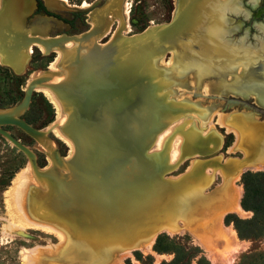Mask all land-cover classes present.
Instances as JSON below:
<instances>
[{
    "label": "rangeland",
    "instance_id": "1",
    "mask_svg": "<svg viewBox=\"0 0 264 264\" xmlns=\"http://www.w3.org/2000/svg\"><path fill=\"white\" fill-rule=\"evenodd\" d=\"M78 1L67 0L70 5ZM206 1L225 7L217 16L215 13L192 21L181 37L144 46L138 41L140 35L160 29L178 10L176 7L173 11L172 0H129V31L119 7L116 14L108 15L117 24L93 44V50L101 54L100 64L85 65L86 72L91 67L95 72L85 81L97 75L116 78V94L104 101L99 111L91 118L78 113L77 117L78 106L69 101L63 109L65 125L59 127L55 106L37 93L30 95L27 108L16 117L42 130L46 144L16 127L0 126L30 152L36 167L37 163L47 165L46 146L51 145L59 157L70 154V145L59 132L70 139L86 137L85 141L115 137L116 153L111 159L117 164L108 172L116 184H111L107 193L115 195L120 206L115 222L108 228L116 226L122 238L111 253L74 258L62 249L66 243L63 231L17 222L12 209L7 208L6 191L29 158L0 136V264H43L44 260H66L63 264H264V231L258 237H239L231 223L223 222L227 214L240 220L251 217V212L239 205V180L245 171H264V103L253 95H239L226 88L232 76L240 75V65L219 71L208 65V54L201 52L206 48L204 40L210 23L219 21L224 28L221 35L225 46L237 48V57L250 53L255 58L259 45L264 43V0ZM71 15H48L53 20L49 32L73 34L84 30L85 26L80 25L64 28ZM50 56L53 61L55 54L43 56L34 48L28 71L22 75L0 66V112L22 100V77L26 82L31 70L46 69ZM127 56H132L131 64L126 63ZM110 104L116 109V119H112L115 124L111 126V111L106 110ZM104 113L109 114L101 119ZM88 119H92L93 128L87 126ZM54 120L55 128L50 131ZM59 128L60 135H56ZM73 146L89 152L88 147L96 145ZM100 147L103 150L108 145ZM105 166L101 165L102 171ZM85 231L93 233L90 228ZM158 235L167 237L175 253L153 250ZM32 248L40 252L28 250Z\"/></svg>",
    "mask_w": 264,
    "mask_h": 264
},
{
    "label": "crops",
    "instance_id": "2",
    "mask_svg": "<svg viewBox=\"0 0 264 264\" xmlns=\"http://www.w3.org/2000/svg\"><path fill=\"white\" fill-rule=\"evenodd\" d=\"M40 1L48 13L60 15L63 12L80 13L86 25L85 29L73 34L64 32L52 34L49 27L53 20L42 12L35 13V0H0V66L6 67L15 75H22L28 71L34 48L43 56L55 54L46 69L31 70L24 83V91L30 88L31 94L40 93L50 100L56 108L57 116L60 118L63 115L57 120V125L63 127L66 117L63 109L67 102H79L82 110L84 105L91 107L93 96L99 95L98 89L91 87L98 76L83 80L94 73L93 67L86 72L85 65L89 63L90 67L95 63L100 64L101 54L93 50V44L108 34L110 26H114L115 22L117 24V21L109 19L108 15L116 14V10L122 7L126 0H90L88 3L79 0L76 5H70L67 0ZM176 1L178 7L175 6ZM188 1L172 0L173 11L176 7L178 11L181 10ZM83 4L85 6H82ZM89 122L87 125L91 126ZM51 124L52 128L48 130L53 131L55 120ZM60 129L55 130V133L56 135L60 133L63 140L70 145V154L59 157L51 145L48 147L45 145L47 165L39 168L29 159L24 168L14 175L6 191L7 208L12 209L16 221L20 224L26 220L38 228L63 231L66 243L62 249L66 256L78 258L86 254L111 253L116 249L118 239L122 240L118 237L116 226L108 228L115 222L117 213L115 195L107 193L111 184H116L115 178L111 180L108 172V169L117 164L115 159H111L113 155L111 145L116 143V139L85 141L86 137L76 136L70 139L65 134L58 133ZM40 140L42 144L47 143L43 137H40ZM77 143H92L96 146L88 147L89 152H82L74 149L76 147L73 145ZM100 144L108 145L107 149L102 150ZM102 164L106 165L103 168L104 173L101 170ZM22 179L25 180L21 182ZM14 188L17 189V196L19 192L20 195L12 203L11 194ZM19 218L22 220H18ZM44 221L53 223L49 226L44 224ZM13 227L22 229L18 224H14ZM89 228L93 229L92 234L85 231ZM28 250L40 252L34 248ZM64 262L66 260H44L43 264Z\"/></svg>",
    "mask_w": 264,
    "mask_h": 264
},
{
    "label": "water",
    "instance_id": "3",
    "mask_svg": "<svg viewBox=\"0 0 264 264\" xmlns=\"http://www.w3.org/2000/svg\"><path fill=\"white\" fill-rule=\"evenodd\" d=\"M220 6L225 7L224 4H220ZM191 8H192V1L189 0L182 7V9L176 13L175 17L172 20L167 22L163 27H161L160 29L156 31L148 32L143 35H140V37L138 38V41H140V43H143L145 46L146 44L164 43L165 41L181 37L182 35L185 34L186 29L190 27L189 25L192 24V21H196V19L194 20V16L191 15L192 14L191 12L193 10ZM259 33L262 35V32H259ZM258 39H261V38L257 37V40ZM263 45L264 43L259 45L260 46L259 49L254 54L256 56V57L254 56L255 58H252L250 56V53H248L241 57H237V56L232 57L230 62H228L227 58L223 59V61H218L216 57L213 56L211 58L208 56L207 63L208 65H211V66L214 65V67H217V63H220V65L222 66H219V67L221 68L223 67V69L226 67L228 69L229 67L240 65L242 69L240 75L232 76L229 83H226V88L229 89L230 91H235V93L239 95H253L254 97H256L258 101H261L264 103V46ZM127 57L129 58H125L126 62H129L131 64L132 56H127ZM112 76L113 75L110 74L109 77H102V78L97 77L95 82H93V84L91 83L92 84L91 87L97 88L98 89L97 92H99V95L93 96L92 98L93 101L91 100L92 101L91 107L84 105V107L81 110L80 103L74 102L78 106L76 109L77 117L80 115V117L88 116L89 118H91L95 111H99L101 109V105L103 106L105 105L104 101L109 99L110 96L116 94V86H117L116 78ZM30 95H31V89L27 88L24 91V96L22 100L17 105L5 111L0 112V126L16 127L22 132H24L25 134H27L28 136L34 139H38L43 136V131L33 129L28 124H26L23 120L16 117L17 113L27 108ZM104 109L105 107H103L102 110ZM112 109H114V107H112V105L110 104L107 106L106 110L115 112L114 110L116 109L114 110ZM255 110L257 112L263 113V110L257 107L255 108ZM115 114H113L112 118L109 119V126H111L112 124H115L112 121L113 116ZM77 121L78 122L80 121L79 118ZM88 122L91 123V126L89 127L93 128L92 119H88L87 123ZM0 136L5 138L9 143H11L14 147L22 151L30 160H32V155L30 154V152H28V150L24 148L23 146L19 145L9 134L2 131L1 129H0ZM114 138L115 137H113V139ZM116 143H117V140H116ZM115 144L111 145L112 153H116Z\"/></svg>",
    "mask_w": 264,
    "mask_h": 264
},
{
    "label": "trees",
    "instance_id": "4",
    "mask_svg": "<svg viewBox=\"0 0 264 264\" xmlns=\"http://www.w3.org/2000/svg\"><path fill=\"white\" fill-rule=\"evenodd\" d=\"M35 2L36 13L43 12L46 15H52L46 12L40 0H35ZM73 15L75 17L79 16L78 13ZM50 61H52V57L49 58L48 63ZM24 82L25 79L22 77V85ZM34 94L37 93H32V95ZM37 164L39 167L43 166V164ZM239 182L242 187V195L239 201L240 208L251 212V217L247 220H240L232 214H227L224 216L223 222L231 223L239 237H258L264 231V171H245L241 174ZM172 246L165 235H158L154 241L153 250L156 253H175ZM172 262H175V259Z\"/></svg>",
    "mask_w": 264,
    "mask_h": 264
},
{
    "label": "bare ground",
    "instance_id": "5",
    "mask_svg": "<svg viewBox=\"0 0 264 264\" xmlns=\"http://www.w3.org/2000/svg\"><path fill=\"white\" fill-rule=\"evenodd\" d=\"M65 1V0H64ZM128 1L129 0H126V1H124L123 3H122V14H123V23H124V27L126 28V32L127 31H129V25H128V22H127V20H126V18H127V12H128V5H129V3H128ZM192 1V8L191 9H193L192 10V16H194V18L196 19V20H198V19H200V18H202V17H204V16H208V15H214L215 13H216V16L217 15H219L221 12L220 11H222V9H223V7L222 6H220V4H223V3H219V4H217V3H212V4H208V3H210V2H207L206 0H191ZM177 3V2H176ZM177 5H178V3H177ZM82 6H85V4H83ZM178 7V6H177ZM222 7V8H221ZM211 24V27H209V30L206 32V37H205V40H204V46L206 47H204L205 49H204V51H203V49H202V53H204V54H208V56L209 57H216V59H218V61H223V59H226L227 58V60H228V62H230V60L232 59V57H235L237 54H238V52H239V50L237 49V48H235L234 46H225V44L222 42V33L224 32V28H223V25L219 22V21H217V22H212V23H210ZM219 35H221V37L219 36ZM126 58H129V57H126ZM154 62V61H153ZM127 63V62H126ZM150 62H148V64H149ZM130 64V63H129ZM147 64V65H148ZM151 64V63H150ZM149 64V66L151 67V65ZM214 66V65H213ZM219 66H222V65H220V63H217V67H218V70L219 71H222V68L221 67H219ZM148 68V70L149 69H151V68ZM63 74V73H62ZM61 75V74H60ZM61 77H62V75H61ZM60 79V78H59ZM56 80H58V79H56ZM52 99L54 100V98L52 97ZM56 101V100H55ZM54 101V102H55ZM56 102H58V101H56ZM58 104V103H57ZM58 109H60V107L58 108ZM112 110H114V109H112ZM115 112H116V110H114ZM115 112H113V111H111V113H110V116L111 115H113V114H115ZM108 115L109 113H104L100 118L101 119H104L103 117H104V115ZM63 116V115H62ZM61 116V117H62ZM61 117L59 118V119H57V120H60L61 119ZM58 122V121H57ZM104 126V125H103ZM100 133H102V129H101V132ZM41 142V141H40ZM131 150V149H130ZM98 156V155H97ZM96 156V157H97ZM135 164H136V162H135ZM27 169H28V167H27ZM26 169V170H27ZM25 170V171H26ZM23 172H24V170H23ZM22 172V174H24ZM103 172V171H102ZM104 173V172H103ZM21 175V174H20ZM30 175V174H29ZM24 176V175H23ZM20 177V176H19ZM18 177V181L20 180V178ZM26 177V176H25ZM29 177V176H28ZM25 180V179H24ZM23 179L21 180V182L22 181H24ZM18 181H17V183H18ZM16 183V184H17ZM23 183H25V182H23ZM18 187H20V186H18ZM21 189L22 188H20V191H21ZM17 189L15 188L14 190H13V192H12V203H14L15 202V199H16V197H17V199H18V196L20 195V192H19V195L17 196V191H16ZM18 201V200H17ZM120 205H118L117 206V208L119 207ZM18 207V206H17ZM16 210H17V208H16ZM19 210V209H18ZM26 217V216H25ZM26 221V220H25Z\"/></svg>",
    "mask_w": 264,
    "mask_h": 264
},
{
    "label": "flooded vegetation",
    "instance_id": "6",
    "mask_svg": "<svg viewBox=\"0 0 264 264\" xmlns=\"http://www.w3.org/2000/svg\"><path fill=\"white\" fill-rule=\"evenodd\" d=\"M43 5V4H42ZM44 7V6H43ZM45 9V8H44ZM47 12V11H46ZM35 13H36V10H35ZM39 13V12H38ZM43 13V12H42ZM74 13H72L71 15V19H68L65 23V26L69 27V29H73V28H76L77 26H85L86 25L84 24V19L82 17L81 14H79L80 18L78 17L77 19H75V16L73 15ZM46 15V14H45ZM48 16V15H47ZM70 34V33H69Z\"/></svg>",
    "mask_w": 264,
    "mask_h": 264
}]
</instances>
